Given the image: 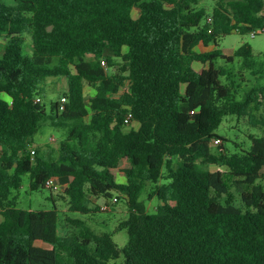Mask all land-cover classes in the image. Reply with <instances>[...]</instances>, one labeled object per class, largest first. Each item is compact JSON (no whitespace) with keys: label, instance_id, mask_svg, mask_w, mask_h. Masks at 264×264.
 Returning <instances> with one entry per match:
<instances>
[{"label":"trees","instance_id":"1","mask_svg":"<svg viewBox=\"0 0 264 264\" xmlns=\"http://www.w3.org/2000/svg\"><path fill=\"white\" fill-rule=\"evenodd\" d=\"M201 1L0 0V264H264V137L231 155L212 148L224 117L261 104L258 91L264 102V87L236 99L235 81L222 82L230 71L215 65L252 57L248 44L225 55L218 38L264 28V0H214L210 12ZM51 77L67 81L65 109L52 102L49 116L64 137L56 154L32 157L47 116L36 97ZM25 174L32 190L57 178L81 216L126 195V245L82 219L61 235L56 205L19 207Z\"/></svg>","mask_w":264,"mask_h":264},{"label":"rangeland","instance_id":"2","mask_svg":"<svg viewBox=\"0 0 264 264\" xmlns=\"http://www.w3.org/2000/svg\"><path fill=\"white\" fill-rule=\"evenodd\" d=\"M5 1L11 2V0ZM213 3L214 0H203L199 5L204 6L210 12ZM139 11V8L135 7L133 10V17H138ZM1 44L4 46V40L1 41ZM26 44L28 50H30L31 42L29 38H27ZM243 44H248L252 49L253 55L250 59L235 57V61L232 63H227L221 58L215 61L217 67H225L230 71L231 76H229V78L222 77V82L227 84L231 81H235L233 94L237 90L235 92V98L238 100L246 96L251 88L264 87V32H260L252 37L251 33L241 34L235 31L229 35L218 38V48L227 56H233L235 51ZM198 49L201 51L209 50V48L204 46ZM115 61L118 62L120 60L115 59ZM244 63H247L248 66L244 67ZM238 85L240 87L237 88ZM42 87L43 94L40 95V97L45 103L47 116L41 121V127L34 137L32 146L39 148L42 153L51 151L56 154L59 142L64 137V130L51 126L49 117L51 113L50 108L51 103L59 100L63 95L62 93L67 88V81L65 78L51 77L46 80ZM94 93L95 91L86 85L85 95L88 105L89 99ZM258 93L257 96L261 100V104H257L259 100H255L250 104L246 113L227 115L224 117L221 125L216 130V133L223 139L213 142L212 148L214 152L218 153L224 151L227 155L240 153L242 152L241 150H249L251 148L252 136L264 137V102L260 91H258ZM5 98L7 97L5 96ZM131 126L132 125L129 127ZM220 147H223V149ZM122 164L123 167L126 166V161L123 160ZM206 168L222 171L230 169L228 166L216 164L208 165ZM126 180L127 178L124 172L118 174L117 181L119 183H124ZM64 188L63 186L58 192H53L47 188L32 190L30 188V177L28 174H25L22 176V185L18 190V205L26 209H53L56 205L61 216L59 224V233L61 235L78 229L77 226L72 224L68 219H82L94 232L99 234L104 232L113 233V239L120 247L126 245L128 242V233L126 229L119 230L117 228L119 223L128 217L129 208L126 195L115 192L114 196H117L119 200H113V203L106 208V212L101 211L92 213L88 216H81L78 213L69 212L67 201L61 197V195L64 194ZM106 202L109 203L110 201L104 198L99 199L100 205H104ZM158 203L159 200L157 197L147 202L148 211H155ZM37 244L46 248H51V245L44 242H38Z\"/></svg>","mask_w":264,"mask_h":264},{"label":"built area","instance_id":"3","mask_svg":"<svg viewBox=\"0 0 264 264\" xmlns=\"http://www.w3.org/2000/svg\"><path fill=\"white\" fill-rule=\"evenodd\" d=\"M209 21H211L212 19L209 17L208 18ZM260 32H264V28H257L254 31L251 32V36L254 37L256 36L258 33ZM102 65L106 67V61L105 59H102ZM42 98L40 96L36 97V102H41ZM68 99L65 95H62L60 97V99L58 100V106L59 109L62 111L65 109V104L67 103ZM193 112V111H192ZM132 120V113H128L125 117V123H130ZM218 140V139H217ZM30 152H31V156L33 157L36 153V148L33 147L32 145H30ZM46 187L49 189H52L55 192H58L61 190V188L64 186L62 184H60L59 180L55 177H51L46 181ZM66 187V186H64ZM65 189V188H64ZM108 208L106 205H102V209H106Z\"/></svg>","mask_w":264,"mask_h":264},{"label":"crops","instance_id":"4","mask_svg":"<svg viewBox=\"0 0 264 264\" xmlns=\"http://www.w3.org/2000/svg\"><path fill=\"white\" fill-rule=\"evenodd\" d=\"M133 10H134V9H133ZM201 46H204V45H203V44H199V45L196 47V50L199 51V52H205V51L212 50V49L214 48L213 45H209V46H207V47L204 46V47H206V48H209V50L201 51V50L198 49V48L201 47ZM125 161H126V160H125ZM122 165H123V164H122V161H121L120 166H119V169H120V170H119V174L122 173V172L125 173V169L128 167L129 164H128V162L126 161V166L123 167Z\"/></svg>","mask_w":264,"mask_h":264}]
</instances>
